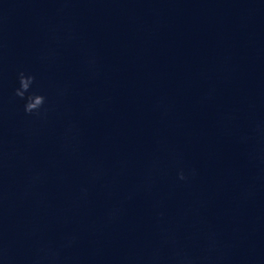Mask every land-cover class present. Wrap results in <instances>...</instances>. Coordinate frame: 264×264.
Wrapping results in <instances>:
<instances>
[{
  "label": "clouds",
  "instance_id": "obj_1",
  "mask_svg": "<svg viewBox=\"0 0 264 264\" xmlns=\"http://www.w3.org/2000/svg\"><path fill=\"white\" fill-rule=\"evenodd\" d=\"M35 83V76L26 74L21 71L18 73L19 86L14 90V95L21 100H24V112L29 115L41 116L46 113L47 109L44 108L46 97L31 91L32 85ZM178 179L185 181L188 179L185 171L181 169L178 172Z\"/></svg>",
  "mask_w": 264,
  "mask_h": 264
}]
</instances>
